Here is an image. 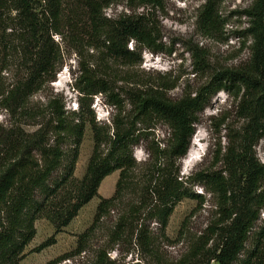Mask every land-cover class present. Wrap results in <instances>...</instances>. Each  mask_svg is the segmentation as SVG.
I'll return each mask as SVG.
<instances>
[{"label":"trees","instance_id":"16d2710c","mask_svg":"<svg viewBox=\"0 0 264 264\" xmlns=\"http://www.w3.org/2000/svg\"><path fill=\"white\" fill-rule=\"evenodd\" d=\"M115 1L73 0L70 9L63 0H0V44L2 49L19 54L25 72L14 87L0 95L3 108L17 122L40 116L29 109V101L55 82L64 65L61 45L55 37L62 43L72 37L78 49L91 47L103 51L107 59L132 66L142 63L145 51L162 53L158 44L160 31L152 14L145 12L146 7L159 6L160 0H131L142 12L108 18L105 11ZM218 6L217 0H206L200 11L198 25L205 35L214 34L223 23ZM245 16L250 21L247 32L252 38L249 66L220 72L177 101L157 91L140 93L131 99L127 116H113L111 125L101 133L92 110L93 99L111 95L114 98L109 102L120 113L126 107L113 94L102 72L81 64L72 86L79 95L78 112H69L64 101L55 96L47 102L44 119L36 131L28 133L18 125L1 130L0 264H21L40 219L50 221L56 231L35 251L54 245L56 235L71 224L83 207L99 198L101 184L116 171L120 175L115 194L109 199L100 198L95 220L122 203L130 191L131 175L139 167L133 147L157 122L169 129V142L153 154L145 184L136 190L137 202L127 205L115 225V242H121L134 227L131 244L135 240L139 251L154 257L153 234L147 222L156 223L164 237L181 201H202L188 184L210 188L213 194L215 186L225 196L223 218L204 244L196 246L180 264H203L204 260L205 264H264V165L251 154V147L264 141V0H254ZM230 91L239 100L247 125L240 152L228 155L229 177L223 182L222 177L205 172L183 180L178 161L188 152L199 115L218 93ZM87 126L93 133L94 148L84 177L77 180L75 166ZM260 222L263 226L256 230ZM82 239L78 254L85 250L82 244L88 237ZM249 242L252 246L246 251ZM95 264L141 262L120 263L101 252Z\"/></svg>","mask_w":264,"mask_h":264},{"label":"rangeland","instance_id":"374dc122","mask_svg":"<svg viewBox=\"0 0 264 264\" xmlns=\"http://www.w3.org/2000/svg\"><path fill=\"white\" fill-rule=\"evenodd\" d=\"M205 2L206 0H160V5L156 8L146 7L145 12L152 14L151 18L160 31L161 40L158 44L162 53L143 52L140 65H126L107 59L103 51L91 47L80 46L78 49L72 37H68L66 43L55 37L56 42L61 45L64 65L56 74L55 82L47 85L29 101V109L40 116L35 120L25 119L19 123L0 103V132L16 125L28 133L36 131L38 123L44 119L42 114L46 112L47 102L55 96L64 101L69 112H78L79 95L72 86L81 64L90 65L95 71L102 72L108 78L113 94L126 107V111L120 113L110 104L109 101L114 98L111 95H98L93 99L92 110L101 133H105L106 126L111 125L113 116L126 117L131 99L142 93L157 91L169 100L177 101L186 93L195 92L209 83L220 72L247 68L251 60L252 38L247 32L250 21L245 12L254 0H217L223 23L212 35L203 34L198 25V17ZM63 3L66 8L69 6L71 9L73 6V0H63ZM142 10L137 9L135 1L116 0L105 14L114 19L133 11L140 13ZM19 60L20 56L15 50L8 52L0 44V95L25 76ZM239 108V100L235 98L234 91L220 92L199 115V123L195 126L188 152L178 161L183 180H192L198 174L208 172L222 177L223 182H226L229 177L228 155L240 152L247 125ZM169 139V129L160 122L155 123L153 129L141 137L139 144L133 147V157L139 167L131 175L130 191L122 203L113 207L103 218L95 220L97 206L100 198L109 199L114 196L120 171L103 181L99 198L83 207L71 224L56 235V243L41 252L35 250L52 238L56 229L50 221L38 220L35 224L36 236L27 247L21 264H95L97 255L101 252H106L111 260L120 263L180 264L189 258L192 250L204 244L223 218L221 208L225 196L215 186L213 194L209 192L210 188L188 184L194 193L202 197V201H181L170 218L164 237L160 236L156 223L147 222L153 234L154 257L139 251L134 245L135 240L131 244L134 227L128 230L121 242H115L114 229L118 219L127 211L128 204L137 202L136 190L139 191L145 184L153 154L158 149L162 150ZM194 139H197V146H193ZM93 148V133L90 126H87L75 166L74 177L77 180L84 177ZM194 148L201 150L198 161L189 170H184V160ZM251 154L264 165L263 140L251 147ZM262 192L264 195V183ZM262 220L264 221V213ZM262 226L260 222L256 230ZM83 237H88L82 244L85 250L78 254ZM251 246L249 242L246 251ZM205 263L204 260L203 264Z\"/></svg>","mask_w":264,"mask_h":264},{"label":"bare ground","instance_id":"6f19581e","mask_svg":"<svg viewBox=\"0 0 264 264\" xmlns=\"http://www.w3.org/2000/svg\"><path fill=\"white\" fill-rule=\"evenodd\" d=\"M197 139H194L193 141V146H197L196 143ZM201 150L200 149H193L186 157V159L184 160V170H189L197 161H198V156L200 155Z\"/></svg>","mask_w":264,"mask_h":264}]
</instances>
